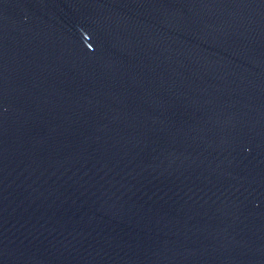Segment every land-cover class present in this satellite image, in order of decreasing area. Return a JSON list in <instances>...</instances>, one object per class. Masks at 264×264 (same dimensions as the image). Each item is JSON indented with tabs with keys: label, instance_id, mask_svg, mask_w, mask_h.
<instances>
[{
	"label": "water",
	"instance_id": "obj_1",
	"mask_svg": "<svg viewBox=\"0 0 264 264\" xmlns=\"http://www.w3.org/2000/svg\"><path fill=\"white\" fill-rule=\"evenodd\" d=\"M0 264H264V0H0Z\"/></svg>",
	"mask_w": 264,
	"mask_h": 264
}]
</instances>
